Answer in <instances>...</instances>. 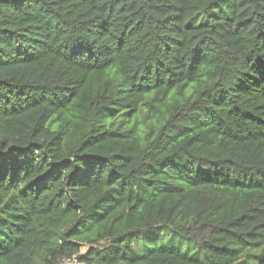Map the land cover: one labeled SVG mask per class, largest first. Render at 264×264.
I'll return each instance as SVG.
<instances>
[{
	"label": "trees",
	"instance_id": "1",
	"mask_svg": "<svg viewBox=\"0 0 264 264\" xmlns=\"http://www.w3.org/2000/svg\"><path fill=\"white\" fill-rule=\"evenodd\" d=\"M66 259L264 264V0H0V264Z\"/></svg>",
	"mask_w": 264,
	"mask_h": 264
},
{
	"label": "rangeland",
	"instance_id": "2",
	"mask_svg": "<svg viewBox=\"0 0 264 264\" xmlns=\"http://www.w3.org/2000/svg\"><path fill=\"white\" fill-rule=\"evenodd\" d=\"M139 245L135 247V251L138 253H142L147 248H153L155 246H167L171 248H182L184 245H179L176 243V241L172 238L169 232H164L161 234V236L155 240L154 242H148L145 239H141L138 241ZM137 242V243H138ZM72 264H78L77 262H72Z\"/></svg>",
	"mask_w": 264,
	"mask_h": 264
},
{
	"label": "built area",
	"instance_id": "3",
	"mask_svg": "<svg viewBox=\"0 0 264 264\" xmlns=\"http://www.w3.org/2000/svg\"><path fill=\"white\" fill-rule=\"evenodd\" d=\"M72 262H76V260H74V259H66V260H62L60 262V264H72Z\"/></svg>",
	"mask_w": 264,
	"mask_h": 264
},
{
	"label": "crops",
	"instance_id": "4",
	"mask_svg": "<svg viewBox=\"0 0 264 264\" xmlns=\"http://www.w3.org/2000/svg\"><path fill=\"white\" fill-rule=\"evenodd\" d=\"M78 264H81V263H78Z\"/></svg>",
	"mask_w": 264,
	"mask_h": 264
}]
</instances>
